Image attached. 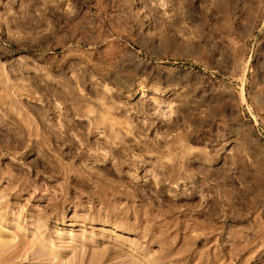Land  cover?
<instances>
[{
    "label": "rangeland",
    "instance_id": "obj_1",
    "mask_svg": "<svg viewBox=\"0 0 264 264\" xmlns=\"http://www.w3.org/2000/svg\"><path fill=\"white\" fill-rule=\"evenodd\" d=\"M0 264H264V0H0Z\"/></svg>",
    "mask_w": 264,
    "mask_h": 264
},
{
    "label": "bare ground",
    "instance_id": "obj_2",
    "mask_svg": "<svg viewBox=\"0 0 264 264\" xmlns=\"http://www.w3.org/2000/svg\"><path fill=\"white\" fill-rule=\"evenodd\" d=\"M148 78V77H147ZM147 80V79H146ZM148 81V80H147ZM143 109H145V107H143ZM152 119V118H151ZM37 131V130H36ZM35 131V132H36ZM47 132V131H46ZM50 132V131H49ZM109 154V153H108ZM83 156V155H82ZM59 163V162H58ZM56 168H58V170L62 173H68L70 170L67 167H64L61 164H57ZM82 176V177H81ZM84 176L82 175V173L80 175H77V179H82L83 180Z\"/></svg>",
    "mask_w": 264,
    "mask_h": 264
}]
</instances>
